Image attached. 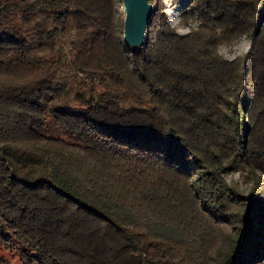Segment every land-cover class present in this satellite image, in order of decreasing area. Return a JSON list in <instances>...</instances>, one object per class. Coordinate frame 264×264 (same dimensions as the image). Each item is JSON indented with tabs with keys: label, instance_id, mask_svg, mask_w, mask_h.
Segmentation results:
<instances>
[{
	"label": "trees",
	"instance_id": "1",
	"mask_svg": "<svg viewBox=\"0 0 264 264\" xmlns=\"http://www.w3.org/2000/svg\"><path fill=\"white\" fill-rule=\"evenodd\" d=\"M188 3L0 0V264H264V0Z\"/></svg>",
	"mask_w": 264,
	"mask_h": 264
},
{
	"label": "water",
	"instance_id": "2",
	"mask_svg": "<svg viewBox=\"0 0 264 264\" xmlns=\"http://www.w3.org/2000/svg\"><path fill=\"white\" fill-rule=\"evenodd\" d=\"M123 3L126 12L125 42L132 49L141 48L145 45L155 6L149 4V0H123Z\"/></svg>",
	"mask_w": 264,
	"mask_h": 264
},
{
	"label": "clouds",
	"instance_id": "3",
	"mask_svg": "<svg viewBox=\"0 0 264 264\" xmlns=\"http://www.w3.org/2000/svg\"><path fill=\"white\" fill-rule=\"evenodd\" d=\"M153 3L154 0H149V4ZM162 3L165 5V7L161 9V12L165 17H168V19L166 20L165 30L174 31L178 36H186L192 33L194 30H198L199 21L186 22L182 16L175 14V8L179 7V0H175V3H173V0H162ZM249 48L250 43L246 46H237L233 50L232 54L223 57V59L227 60L228 62L235 61L236 59L245 55Z\"/></svg>",
	"mask_w": 264,
	"mask_h": 264
},
{
	"label": "rangeland",
	"instance_id": "4",
	"mask_svg": "<svg viewBox=\"0 0 264 264\" xmlns=\"http://www.w3.org/2000/svg\"><path fill=\"white\" fill-rule=\"evenodd\" d=\"M173 3H175V0H173ZM188 0H179V7L175 8V14H178L181 16V10L185 7L188 6ZM165 6V5H164ZM250 42L245 39V38H242L241 40H239L237 43H235L233 46H221L220 47V54L223 56V57H226V56H229L230 54H232L233 50L237 47V46H240V45H248ZM249 51V50H248ZM247 51V53H248ZM246 53V54H247ZM244 56V55H243ZM226 179L227 181L229 182V184H235L236 186H238V190H239V193L243 196H247L249 193H250V189H251V186L250 185H246L242 182V179L240 177V175L238 174H232V173H229L227 176H226ZM13 264H18V263H13Z\"/></svg>",
	"mask_w": 264,
	"mask_h": 264
}]
</instances>
